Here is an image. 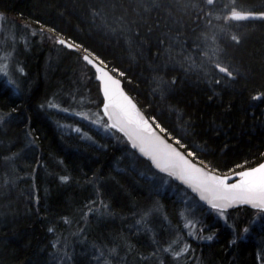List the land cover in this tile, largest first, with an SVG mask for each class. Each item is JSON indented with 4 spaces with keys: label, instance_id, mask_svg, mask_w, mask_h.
Returning a JSON list of instances; mask_svg holds the SVG:
<instances>
[{
    "label": "trees",
    "instance_id": "1",
    "mask_svg": "<svg viewBox=\"0 0 264 264\" xmlns=\"http://www.w3.org/2000/svg\"><path fill=\"white\" fill-rule=\"evenodd\" d=\"M243 1L238 4L241 10L264 6V0ZM111 3L112 0H0V12L12 19L15 26L17 23L16 38L28 36L29 31L36 33L30 36V41L26 40L27 50L18 46L23 55L20 66L25 73L14 74L13 78L20 87L7 85L0 77V113L9 114L8 123L0 127L1 140L5 143L0 151L19 153L15 165L17 182L31 189L23 193L24 187L22 190L15 187L10 197L0 199V208L8 213L6 217L0 216V264H90L93 244L100 247L103 240L107 243L108 230L120 232L125 227L131 238L136 239V234L147 237L150 230L141 228L137 232L129 224H134L133 214L149 199L159 200L167 209L166 214L157 215L159 224H151L149 228H164L168 222L174 230H182L178 217L185 206L182 200L178 201V194L195 205L191 211L203 225L206 237L209 234L216 237L189 242L192 251L198 254L197 264H264L259 258L264 254V218L256 220L251 231L239 239H236L238 234L229 237L221 233L223 225L213 219L214 211L202 206L168 177L162 174L154 177V170L130 149L120 134L110 130L107 134L99 132L80 117L82 109L99 112L98 84L76 52L54 44L45 36L40 40L37 24L39 21L45 27H55L60 38L82 43L110 67L126 72L125 90L141 110L148 116L159 117L165 126L185 136L186 142L198 152L201 164L227 174L241 162L252 167L264 157V96L261 95L264 93V21L233 22L238 32L246 36L236 53L240 78L231 86L210 88L200 81L195 68L189 72L187 65H181L175 55L179 47L170 57H165L157 39L164 38L167 28H154L147 35L153 23L148 21L147 25L139 26L138 37L136 24L131 25L130 35L122 33L116 20L118 13L111 12ZM105 5L109 6L107 11ZM92 9H99L95 18L90 14ZM112 28L117 31H111ZM189 54L197 64L201 63L200 53L192 52L191 45L185 55ZM157 77L167 88L163 97L154 91ZM173 78L178 79L171 87L168 82ZM252 95L261 99L252 100ZM41 104L45 107L41 108ZM49 104L55 107H48ZM12 109L18 111L13 113ZM26 130L31 132V137L25 136ZM61 175L69 176V181L61 183ZM153 178L159 184L167 179L163 196H150ZM100 191L113 213L103 219L89 213L87 208L93 199H98ZM9 202L11 209L7 207ZM231 212L256 213L247 208ZM83 214H87L85 223L98 226L99 231L96 228V232L82 234L83 226L76 230L74 221ZM127 217L131 218L130 223L124 222ZM61 218L73 223L64 224ZM245 218L234 220L238 233L252 216ZM70 225L73 227L70 232H78L80 239L84 236L85 243L79 245L69 235L73 233L67 234ZM49 227L56 228L55 233H49ZM148 239L150 244L144 240V250H148L144 255L148 258L138 261L154 264L150 253L156 242L166 246L165 237L157 232L152 242ZM57 240L59 255L54 256L55 250L50 245ZM67 241L72 242L70 251L65 249ZM65 250L72 259L62 260ZM74 250L78 251L76 255ZM141 254L136 252L137 256ZM161 255L167 254L157 253L158 257ZM169 264H185V261L169 259Z\"/></svg>",
    "mask_w": 264,
    "mask_h": 264
},
{
    "label": "snow or ice",
    "instance_id": "2",
    "mask_svg": "<svg viewBox=\"0 0 264 264\" xmlns=\"http://www.w3.org/2000/svg\"><path fill=\"white\" fill-rule=\"evenodd\" d=\"M108 7L105 5L106 11ZM110 9L112 13H118L116 20L119 22V30L122 33L130 35L131 25L136 24L135 35L138 37L140 35L139 26L147 25L148 21L153 23L148 28L147 35H151L154 28H167L168 31L164 34V38L157 39V44L160 49H163L165 57H170L175 48L179 47L180 51L175 55L179 58L181 65H187L189 72L195 68L200 81L210 88L222 85L231 86L240 78V69L236 65V53L244 44L246 36L238 32L233 22L250 19L264 21V6L259 9L253 6L245 12L238 10L237 0H112ZM90 14L95 18L99 15V9L90 10ZM0 18H3V14H0ZM37 24L40 26V35L51 39L54 44L76 52L79 60L98 84L101 93L100 111L102 117L106 118L104 126L113 134H120L126 144L130 145V149L135 150L139 157L149 164V168L154 170V177L163 174L172 182L179 181L186 186V189L194 193L199 201L208 205L221 218L226 219L228 210L240 205L250 206L255 210L257 216L264 218V162L258 163L255 167L249 166L247 162H241L234 166L235 182H230L233 177L219 175L210 168H206L199 163L198 152L192 148L191 143L186 142L185 136L165 126L159 117L148 116L146 112L141 111L138 103L125 90L126 72L110 67L107 61L82 43H76L75 40L69 43L67 39H60L59 35L61 34L55 27H45L39 21ZM111 31L115 32L117 29L112 28ZM234 32L236 34H233ZM32 35L35 36L36 33L34 32ZM165 45L168 47L165 48ZM189 45L192 46V52L200 53V64L196 63L193 55H185ZM81 52L86 54L80 55ZM156 55L159 57L161 52L158 50ZM3 59L7 60V56ZM16 72L23 76L24 67L22 65L17 67ZM13 76L9 63H0V77L5 78L7 84L19 88L20 85ZM177 79L173 78L168 84L174 87ZM155 83L157 87L154 91H159L163 97L167 91L165 82L157 77ZM261 95L264 96V93ZM251 99L258 100L261 99V96L252 95ZM47 106L55 107L51 104ZM40 107L44 108L45 105L41 104ZM17 111V109H12L13 113ZM8 115L0 113V127L8 123ZM93 123L101 124L102 121L96 120ZM76 131L79 132L80 129H76ZM6 134L5 132L4 135ZM25 136L31 137V132L26 130ZM30 143H34V140H30ZM4 147V141L0 140V149ZM17 156H19L18 152L5 154L0 151V170L4 173L3 176H0V199L10 197L16 187L18 179L15 167ZM142 178L146 177H143L142 174ZM59 180L61 183H67L69 176L61 175ZM97 195L98 199H93L87 205L88 212L97 215L100 219L112 216L111 205L104 202L103 192L100 191ZM151 195L157 197L164 195L163 185L159 184L155 178L151 181ZM7 207L12 208L11 202ZM162 212L166 214L167 209L162 207L161 202L149 199L142 208L133 214L134 224L130 225V228H136L137 232L143 228L147 232L157 215ZM7 215L8 213L0 212V216L6 217ZM86 215L83 214L75 222L79 224ZM61 219L64 224L73 223L67 218ZM194 223L197 222L189 221L185 227H192ZM254 224L255 220L249 222L243 228V233H249ZM47 231L55 233L56 228L49 227ZM80 231L82 233L83 229ZM189 235H194L197 239H213L212 236L202 237L195 233H189ZM59 242L57 240L50 245L55 250L54 256L59 255L57 247ZM100 244V247L95 244L92 246V261L94 264H113V261L119 258L117 247L109 248L108 245H115V241L100 242ZM126 247L128 252L136 251L131 244H126ZM65 249H67V245H65ZM121 251H123V247H121ZM184 251L186 250L174 251L171 245L163 247L160 242H156L150 256L154 264H169V259L179 261L184 255ZM158 252L167 255L158 257ZM139 258L147 259L143 255ZM259 258L264 261V254H261ZM68 259L72 258L65 250L62 260Z\"/></svg>",
    "mask_w": 264,
    "mask_h": 264
},
{
    "label": "rangeland",
    "instance_id": "3",
    "mask_svg": "<svg viewBox=\"0 0 264 264\" xmlns=\"http://www.w3.org/2000/svg\"><path fill=\"white\" fill-rule=\"evenodd\" d=\"M242 2H244L242 0ZM251 9V8H250ZM249 10V9H248ZM248 10H243V11H248ZM0 14H3L2 12H0ZM15 23L13 22L12 19L8 18L5 14H3V18H0V63H9L10 65V70L13 72V74H18L20 75L18 72H16V68L20 66V62L19 60L21 59V57L23 56L21 53V48L18 47V44L15 43V34L17 32L16 30V26L14 25ZM19 40L16 39V42H18ZM7 56V60L3 59V57ZM5 80V78H4ZM6 82V80H5ZM7 83V82H6ZM9 85V84H7ZM80 117L82 119H84V117H87L86 120L87 122H89V124L91 125V127H93L95 130L99 131V132H105L107 134V129L104 126L106 124V120L102 117L101 112L95 110V109H88V110H84L82 109L80 111ZM96 120H101L102 123L101 124H97V123H93V121ZM75 131V130H74ZM83 134V132H82ZM1 137L3 138V136H0V140ZM205 166V164H203ZM0 176H1V170H0ZM170 180V179H169ZM167 183V179H162V181H160V184L163 185V187L166 186ZM177 199L178 201H183L182 204L187 207L186 205L190 206L185 208L183 207V210L179 212V216L178 219L181 222V225L183 226L182 230L176 231L174 230V227H172V224L168 223L166 224V226L163 227H158L156 230L151 229L150 228V232H148L147 237L144 238L143 235L141 234H136L135 238H131L128 236V233L126 231V228L123 227L122 230L120 232H116V230H108L106 231L107 235L105 236V238L109 239V241H115V245L117 247V255H118V259L113 261L116 263H123V262H128L129 264H147L144 261L139 262V257L141 255L145 256L144 253L148 250H144V246L146 247L145 241L149 243V239L148 237H150V241L152 242V239H155L157 232L161 233L164 237L165 240L164 242H166V246L171 245L172 249L174 251H182V250H186L184 251V255L181 257L180 260H184L185 264H197L196 259L198 258V254H195L192 251V247H191V243L189 242H193L195 243L198 242V240H203V239H197L195 238L194 235H189V233H195L199 236L202 237H206L205 233H204V228L202 224H199L198 222V218L196 216V214L192 213L194 210L195 205L188 203V199L184 196L181 195H177ZM146 200H148L146 198ZM154 200V199H152ZM145 201L141 204L142 207L145 205ZM234 211V210H233ZM255 212V210H252ZM162 214V213H160ZM213 219L215 221H217V224H222L223 225V231L224 233H226L229 237H233L236 236L237 234L239 235L238 238H241L242 236H245V233H243V228H241V231L238 233V231L235 228V223L234 220H239V219H243L244 217L247 218V216H252V218L248 219L247 222H251L252 220H258L261 217L257 216L256 213H253L252 215L247 214V213H242V212H227L226 213V219L225 218H221L219 215H217L214 212ZM158 217V216H157ZM157 217L155 218L154 221H157ZM161 218V217H160ZM245 218V220H246ZM235 220V221H236ZM189 221H195L197 223H194L192 227H185L186 224H188ZM159 224V222H156ZM82 229L83 232L82 234H86L89 232H96V228L99 231V227L92 225L91 223H84L82 225ZM166 228V229H165ZM235 228V230H234ZM136 230V228H134ZM183 234V235H182ZM75 235V240L76 242L81 245V242H86V238H84V236L80 239V236L78 235V232H74ZM209 236H211V234H209ZM213 239H215L216 237L212 236ZM123 238V239H122ZM211 239V240H213ZM145 240V241H144ZM207 240V239H206ZM135 241H137V246ZM102 242H105L104 240ZM141 243V246L140 244ZM126 244H131L134 249H136V251L134 252H128V249L126 247ZM72 247V242L67 241V249L70 251V248ZM112 247V245H111ZM121 247H123V251H121ZM73 249V247H72ZM75 251V250H74ZM136 252L139 253L141 252V255H136ZM76 253H78V251H75V255ZM192 255V257H191ZM69 257L71 256V253L69 255ZM146 258H148L147 256H145ZM195 259V260H193Z\"/></svg>",
    "mask_w": 264,
    "mask_h": 264
},
{
    "label": "bare ground",
    "instance_id": "4",
    "mask_svg": "<svg viewBox=\"0 0 264 264\" xmlns=\"http://www.w3.org/2000/svg\"><path fill=\"white\" fill-rule=\"evenodd\" d=\"M241 1L242 0H237V4H239V3H241ZM238 10H241L239 7H238ZM241 11H243V10H241ZM32 33H34L33 31H29L28 32V36H25V37H23V36H21V38H16V37H14V39H15V43H17L18 44V46L19 45H21L23 48H25V50H27L26 48H28L27 47V44H26V40L27 41H30L29 40V38H30V36L31 37H33V35H32ZM42 37H44V36H42V35H38V38L41 40L42 39ZM16 39H18L19 41L18 42H16ZM22 39H25V41L24 40H22ZM95 81V80H94ZM96 82V81H95ZM98 101L96 100V103H97ZM99 111H100V103H99ZM22 187H24L23 185H21L20 184V182H17V184H16V188L17 189H21L22 190ZM16 188H14V190L16 189ZM31 189H30V187L29 186H26V187H24L23 188V193H25V192H29ZM29 198V197H28ZM30 199V198H29ZM31 200H34V196H33V194H31ZM34 203H33V205L35 206V205H37V203H36V201L34 200L33 201ZM36 209V208H35ZM37 210V209H36ZM0 212H5L3 209H1L0 208ZM82 221L79 223V224H77L75 221H74V223L76 224V226H78L77 228H76V230H79L80 229V226H82L84 223H85V221H86V219L85 218H83V219H81ZM131 218L130 217H127L125 220H124V222H128V223H130L131 221ZM157 221H154L153 222V224H155ZM131 224H129V226H130ZM218 226V225H217ZM219 228H220V226H219ZM67 229H69L68 230V233L67 234H69V233H73V234H69L72 238H73V240H75V235H74V232H70L72 229H73V227L71 228V225H70V228H67ZM221 229H222V227H221ZM76 232V231H75ZM221 233H224V231H223V229H222V231H221ZM152 241H153V239H152Z\"/></svg>",
    "mask_w": 264,
    "mask_h": 264
},
{
    "label": "water",
    "instance_id": "5",
    "mask_svg": "<svg viewBox=\"0 0 264 264\" xmlns=\"http://www.w3.org/2000/svg\"><path fill=\"white\" fill-rule=\"evenodd\" d=\"M246 12V11H245ZM257 20H259V19H250V20H246V21H239V22H247V21H257ZM60 38V37H59ZM60 39H64V38H60ZM69 42V41H68ZM69 43H71V42H69ZM84 54H86V53H83V52H81L80 53V55H84ZM94 80H95V78H94ZM96 81V80H95ZM129 94V93H128ZM130 95V94H129ZM100 96H101V93H100ZM131 96V95H130ZM132 97V96H131ZM139 107V106H138ZM142 111V110H141ZM101 112V111H100ZM101 114H102V112H101ZM105 120H106V118H104ZM129 147H130V145H129ZM138 157H139V154L137 153V152H135V150H132ZM139 158H141V157H139ZM141 159H143V158H141ZM262 162H264V159L261 161V162H259V163H262ZM200 163V162H199ZM258 164H256V165H254V166H252V167H255V166H257ZM206 167V166H205ZM207 168V167H206ZM213 171V170H212ZM213 172H215L216 174H219V175H228V176H230V177H233V172H231V173H227V174H224V173H218V172H216V171H213ZM163 175V174H162ZM167 177V176H166ZM230 182H235V178L233 177V179L232 180H230ZM174 184H176V185H179V186H181L182 188H184L189 194H191L202 206H204L205 208H208V209H210V207L208 206V205H206L204 202H202V201H199V199H198V197L197 196H195V194L194 193H192L190 190H188V189H186V186H184V185H182L179 181H176V182H173ZM239 208H247V209H250V210H254V209H252L250 206H248V205H240V206H236V207H233V208H230L229 210H228V212L229 211H233V210H236V209H239ZM211 210V209H210Z\"/></svg>",
    "mask_w": 264,
    "mask_h": 264
}]
</instances>
